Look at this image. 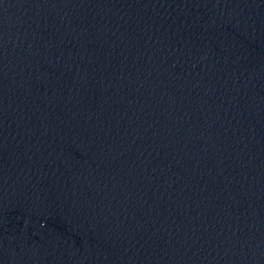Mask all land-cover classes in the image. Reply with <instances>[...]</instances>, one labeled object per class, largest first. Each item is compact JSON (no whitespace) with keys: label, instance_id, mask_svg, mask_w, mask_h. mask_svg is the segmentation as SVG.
I'll use <instances>...</instances> for the list:
<instances>
[{"label":"water","instance_id":"obj_1","mask_svg":"<svg viewBox=\"0 0 264 264\" xmlns=\"http://www.w3.org/2000/svg\"><path fill=\"white\" fill-rule=\"evenodd\" d=\"M0 264H264V0H0Z\"/></svg>","mask_w":264,"mask_h":264}]
</instances>
